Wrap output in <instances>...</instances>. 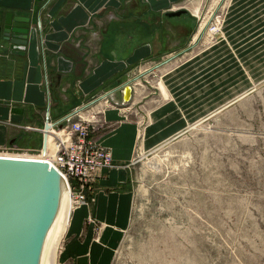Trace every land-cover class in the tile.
<instances>
[{
    "label": "rangeland",
    "instance_id": "obj_1",
    "mask_svg": "<svg viewBox=\"0 0 264 264\" xmlns=\"http://www.w3.org/2000/svg\"><path fill=\"white\" fill-rule=\"evenodd\" d=\"M169 10H186V37L157 60L161 72L144 73L129 112L133 206L112 264H264V0H179ZM175 70L190 121L145 150L150 115L170 99L160 84ZM99 102L98 131L108 108Z\"/></svg>",
    "mask_w": 264,
    "mask_h": 264
},
{
    "label": "crops",
    "instance_id": "obj_2",
    "mask_svg": "<svg viewBox=\"0 0 264 264\" xmlns=\"http://www.w3.org/2000/svg\"><path fill=\"white\" fill-rule=\"evenodd\" d=\"M178 1L0 0V18L13 13L31 27L25 55L11 53L0 41V148L41 150L47 112L56 123L77 108L96 110L100 103L93 104L108 94L124 105L106 108L101 116L106 128L93 133L111 151L114 167L97 172L87 190L94 201L72 212L58 264H112L133 206L128 180L138 129L129 112L136 109L138 87L149 77L144 73L161 72L157 60L186 37L178 33V17L166 16ZM180 77L175 70L163 78L162 91L170 99L150 115L145 150L178 135L190 121L187 110L178 111ZM129 85L131 101L125 102Z\"/></svg>",
    "mask_w": 264,
    "mask_h": 264
},
{
    "label": "water",
    "instance_id": "obj_3",
    "mask_svg": "<svg viewBox=\"0 0 264 264\" xmlns=\"http://www.w3.org/2000/svg\"><path fill=\"white\" fill-rule=\"evenodd\" d=\"M186 13V10L169 11L166 16L179 17ZM30 36L29 20L13 13L0 18V41L10 46L11 53L25 55ZM125 92V102H130L133 87L127 86ZM50 127L44 126L46 131ZM47 140L44 134V151ZM65 195L69 220L62 243L72 208L66 177L49 161L0 155V264H44Z\"/></svg>",
    "mask_w": 264,
    "mask_h": 264
},
{
    "label": "built area",
    "instance_id": "obj_4",
    "mask_svg": "<svg viewBox=\"0 0 264 264\" xmlns=\"http://www.w3.org/2000/svg\"><path fill=\"white\" fill-rule=\"evenodd\" d=\"M210 31L214 32L215 29ZM109 95L99 97L104 107L122 108L124 106L119 101L111 100ZM86 108L88 107L77 108L56 123L50 121V114L47 112L45 123L51 127L48 131L45 128H41L40 131L43 137L44 134H47L48 138L51 135L54 136V150L48 147L46 151L41 149L37 152H30L32 157H28L49 161L66 177L70 187L71 214L74 208L86 206L94 201L93 198H88L87 190L95 181L97 172L114 166L110 151L92 136L97 127V114L91 106L87 112L84 111ZM28 129L39 130L33 127H28ZM0 155L27 157L23 151L6 147L0 148Z\"/></svg>",
    "mask_w": 264,
    "mask_h": 264
},
{
    "label": "bare ground",
    "instance_id": "obj_5",
    "mask_svg": "<svg viewBox=\"0 0 264 264\" xmlns=\"http://www.w3.org/2000/svg\"><path fill=\"white\" fill-rule=\"evenodd\" d=\"M160 87L162 90H165V87L163 86L162 83L160 84ZM53 137L54 136L51 135V137L48 138L47 148L49 147V148L54 150V141H53L54 139H53ZM11 153L15 154L16 152H11ZM23 153L27 157H32L31 153L29 151H23ZM13 156H15V155H13ZM61 208L62 209H61V212H60L58 220H57L58 222L55 225V228H54L52 236L50 238L48 247H47L46 252H45L44 264H57L58 263L57 262L58 261V254H59L60 246L62 243V237L64 235V232L66 230L68 220H69V210H68L69 207L67 204V195H65L63 206ZM75 209H78V208H74V210Z\"/></svg>",
    "mask_w": 264,
    "mask_h": 264
}]
</instances>
